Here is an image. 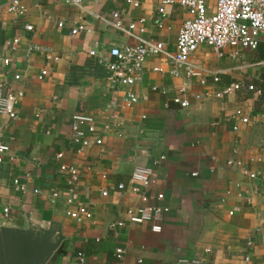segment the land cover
I'll return each instance as SVG.
<instances>
[{
    "label": "crops",
    "instance_id": "0c3cea01",
    "mask_svg": "<svg viewBox=\"0 0 264 264\" xmlns=\"http://www.w3.org/2000/svg\"><path fill=\"white\" fill-rule=\"evenodd\" d=\"M128 1L82 0L75 5L25 0L24 16L5 11L0 17V58L11 61L9 66L0 61V82L25 93L17 119L0 115V143L10 148L0 163V229L51 234L57 247L45 264H175L179 259L264 264V37L256 50L226 49L222 56L200 46L190 64L201 76L188 77L184 68L173 75L187 11L179 5L164 9V0H131L138 7ZM114 13L123 29L114 26ZM130 23H137L133 33ZM79 25L85 30L72 35ZM14 39H19L16 46ZM147 41L162 42L165 49L147 58L133 87L140 102L122 111L118 124L106 108L111 99L123 98L125 88L109 82L100 56L113 47ZM45 50L61 60L47 61ZM158 67L163 72L154 70ZM44 69L48 75L39 80ZM234 83L242 88L216 97ZM250 85L256 90H248ZM182 89L191 103L187 108L173 101L184 95ZM237 109L249 116L248 125L232 118ZM76 113L95 117L102 147L76 152L70 131ZM60 153L63 157L57 159ZM237 159L257 179L228 167L229 160ZM60 164L79 169V201L93 211V219L79 224L67 216L76 205L69 201ZM136 168L153 170L155 182L147 193L151 204L166 210L161 233H153L150 223L110 228L126 221L129 209L143 205L130 192ZM15 179L27 186L26 192L15 188ZM121 183L124 191L117 188ZM158 194L163 200H157ZM118 248L125 251L123 260L116 257ZM79 253L85 263L79 262Z\"/></svg>",
    "mask_w": 264,
    "mask_h": 264
},
{
    "label": "built area",
    "instance_id": "2783aa9c",
    "mask_svg": "<svg viewBox=\"0 0 264 264\" xmlns=\"http://www.w3.org/2000/svg\"><path fill=\"white\" fill-rule=\"evenodd\" d=\"M25 0H10L7 4H3L0 0V17L4 12H8L15 16H24L27 9L24 5ZM44 1V0H37ZM66 4L79 5L82 0H59ZM135 7L138 3L128 1ZM171 5H179L187 11V18L183 22L177 37V53L173 60V69L171 73L178 75L181 68H184L188 77H200L201 73L195 71L190 64V57L193 53L203 45H208L213 48L219 56L224 54L226 49H249L256 50L259 43L264 37V0H164L163 7L166 9ZM163 9V11H164ZM116 19L114 26L118 29H123V23L120 20L119 13H114ZM144 20L139 23L143 24ZM59 28L64 27V23L58 24ZM159 26V25H158ZM27 31H32L33 26L26 25ZM137 29V23H130L128 30L133 33ZM85 30L84 25H79L71 31L72 35ZM142 31V30H141ZM19 39H14L13 46H16ZM38 47H34L37 49ZM165 49L162 42L147 41L136 46L125 45L123 47H113L106 55L100 56L107 69V78L114 86L125 88L124 96L119 101L116 98L111 99L106 113L108 117L113 118L118 124H122L123 118L121 112L133 108L140 102V97L133 90V87L140 81L146 60L150 56H160ZM46 51L47 61H60V57L56 56L50 50ZM91 56L97 54L96 51H90ZM0 61L5 66H9L11 61L7 58H0ZM155 71L163 72V68H155ZM48 75V71L44 69L41 71L38 79L43 80ZM16 80L20 76H15ZM215 82L219 79L215 78ZM242 88L240 83L229 85L222 93H217V98H222L226 94H231ZM248 90L254 91L256 88L252 85ZM184 95L176 96L173 101L175 104L180 105L182 108L190 106V101L186 96V89L181 91ZM258 92V91H257ZM260 93V91L258 92ZM25 93L23 90H14L9 87L6 81L0 82V115L7 116L10 119H17V106L24 98ZM197 98H200L197 96ZM145 99V98H144ZM145 118V116L143 117ZM233 119L239 120L242 124L248 125L250 122L249 116L244 114L242 109H237ZM105 129H109V125L105 124ZM238 126L234 127L237 130ZM71 141L76 147L78 154H84L92 147H102L103 138L97 132V121L95 117L85 114L76 113L70 120ZM10 148L8 145L0 143V163L4 161V157L8 155ZM63 155H57V159H61ZM9 161L14 162V157H9ZM228 167L238 168L244 177L251 180L257 179L258 175L252 172L245 166L242 160H229ZM90 169V168H89ZM59 173L65 175L69 201L71 205H76V208L69 209L67 216L75 220L77 223L93 219V211L85 204L79 201L78 183L80 182L81 175L79 169L75 165L60 164L58 167ZM197 176V173H194ZM106 179V175H102ZM131 187L130 192L138 194L143 205L136 209H129L126 213V221L116 222L111 224V229L123 228L126 223L130 224H144L150 223L152 225L153 233H161L163 230V218L166 210L160 205L151 204V196L147 191L154 184L153 170L150 168H136L131 174L130 178ZM14 186L21 192L27 191V186L20 183L18 179L13 181ZM118 190L124 191L125 184L121 183L117 186ZM35 194H40L39 189L34 190ZM103 196H108V191H103ZM54 197L58 194L54 193ZM163 194L157 195V200H163ZM9 208L4 209V214L8 216ZM260 231V228L258 229ZM249 245L253 242L249 241ZM261 246L264 249V234L261 238ZM206 250L205 252H208ZM118 260H123L125 251L118 248L115 251ZM80 263H85L86 258L83 253L78 254ZM245 261H250V257H246ZM139 263H143L142 260ZM163 264V263H162ZM167 264V263H164ZM175 264H202L201 260L179 259Z\"/></svg>",
    "mask_w": 264,
    "mask_h": 264
},
{
    "label": "trees",
    "instance_id": "16d2710c",
    "mask_svg": "<svg viewBox=\"0 0 264 264\" xmlns=\"http://www.w3.org/2000/svg\"><path fill=\"white\" fill-rule=\"evenodd\" d=\"M55 244L49 233L0 229V264H45Z\"/></svg>",
    "mask_w": 264,
    "mask_h": 264
}]
</instances>
